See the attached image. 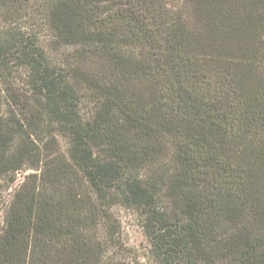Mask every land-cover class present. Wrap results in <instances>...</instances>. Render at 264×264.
<instances>
[{
    "label": "trees",
    "instance_id": "1",
    "mask_svg": "<svg viewBox=\"0 0 264 264\" xmlns=\"http://www.w3.org/2000/svg\"><path fill=\"white\" fill-rule=\"evenodd\" d=\"M0 264H264V0H0Z\"/></svg>",
    "mask_w": 264,
    "mask_h": 264
},
{
    "label": "rangeland",
    "instance_id": "2",
    "mask_svg": "<svg viewBox=\"0 0 264 264\" xmlns=\"http://www.w3.org/2000/svg\"><path fill=\"white\" fill-rule=\"evenodd\" d=\"M27 173L22 172L17 174L16 181L10 185L9 189L6 182H0V229L6 205ZM113 212L120 222L121 241L126 251H122L121 254L123 261L126 264H155L150 256V242L145 236L136 214L132 210L121 206H115Z\"/></svg>",
    "mask_w": 264,
    "mask_h": 264
}]
</instances>
